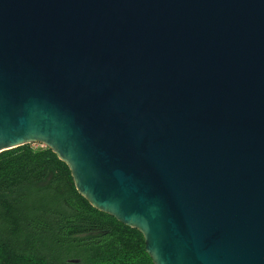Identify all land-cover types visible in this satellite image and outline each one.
<instances>
[{"label":"water","instance_id":"1","mask_svg":"<svg viewBox=\"0 0 264 264\" xmlns=\"http://www.w3.org/2000/svg\"><path fill=\"white\" fill-rule=\"evenodd\" d=\"M34 143L153 264H264V0H0V152Z\"/></svg>","mask_w":264,"mask_h":264},{"label":"trees","instance_id":"2","mask_svg":"<svg viewBox=\"0 0 264 264\" xmlns=\"http://www.w3.org/2000/svg\"><path fill=\"white\" fill-rule=\"evenodd\" d=\"M0 264H153L142 234L92 207L46 146L0 152Z\"/></svg>","mask_w":264,"mask_h":264},{"label":"rangeland","instance_id":"3","mask_svg":"<svg viewBox=\"0 0 264 264\" xmlns=\"http://www.w3.org/2000/svg\"><path fill=\"white\" fill-rule=\"evenodd\" d=\"M33 146L36 147V148H38V147H40L41 145H40V144H36V143H34Z\"/></svg>","mask_w":264,"mask_h":264}]
</instances>
